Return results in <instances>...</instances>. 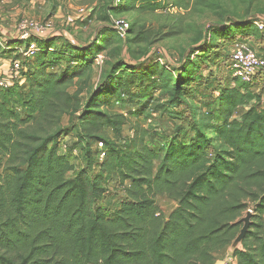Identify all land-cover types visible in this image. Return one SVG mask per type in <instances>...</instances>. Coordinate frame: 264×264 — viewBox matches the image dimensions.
Listing matches in <instances>:
<instances>
[{
  "label": "trees",
  "instance_id": "trees-1",
  "mask_svg": "<svg viewBox=\"0 0 264 264\" xmlns=\"http://www.w3.org/2000/svg\"><path fill=\"white\" fill-rule=\"evenodd\" d=\"M143 3L151 10L160 6L156 0ZM130 8L114 3L106 17ZM249 28L214 27L205 44ZM109 31L122 38L113 27ZM61 37L36 39L34 58L13 57L26 68L23 81L0 88V264H215L214 252L233 244L241 214L251 205L261 219L251 221L233 257L235 264H264V100L252 91L259 80L237 79L241 87L220 89L214 107L193 119L187 139L176 135L162 149L151 144V128L138 121L126 138L124 127L132 121L111 108L118 98L133 96L126 66H116L86 100L80 91L70 92L75 78L92 76L105 48L68 38L58 46ZM50 57H65L70 66L61 69ZM191 57L170 69L157 60L137 73L143 85L172 81L169 99L158 109L175 110L193 97L184 94L196 69ZM74 114L76 138L87 154L83 168L60 147L62 119ZM99 142L106 153L102 161ZM105 181L123 193L114 208L101 204ZM159 197L176 202L167 217Z\"/></svg>",
  "mask_w": 264,
  "mask_h": 264
},
{
  "label": "rangeland",
  "instance_id": "rangeland-1",
  "mask_svg": "<svg viewBox=\"0 0 264 264\" xmlns=\"http://www.w3.org/2000/svg\"><path fill=\"white\" fill-rule=\"evenodd\" d=\"M176 1L156 0L160 6L151 10L144 6V0H120L115 5L125 4L131 8L118 15L111 14L109 20L106 17L107 9L114 5L115 0H0V36L6 41L1 40L0 56L13 59L18 56V52L7 47H12L15 43L21 48L28 43L25 41L23 45L19 40L20 27L26 20L51 22L64 36L59 38V43H56L58 46L63 45L67 38L83 46L98 45L101 42V47L105 48L101 53L103 61L95 62L90 78L87 74L75 78L69 88L70 92L78 90L82 100H86L116 66H126V69L135 72L126 73L133 96L118 98L111 108L129 115L132 122L123 130L126 138L132 133L133 123L138 121L151 128V144L165 149L176 135L187 139L200 112L214 107L213 102L220 89L241 87L229 66L234 43H247L264 54V31L251 23L252 19L264 22V0H191L184 5H177ZM113 19H122L134 25L129 39L137 37L139 33H142L143 38L131 43L128 37V40H123L116 33L110 32ZM231 23L237 26L248 25L249 31L235 29L228 36L215 37L213 44H205L215 33L214 27H225ZM190 57L194 59L196 69L190 74L191 81L184 94L193 97H188V104L175 110L173 107H167L166 111L158 109L157 105H166L172 81L161 79L160 82L143 85L137 73L149 69L161 58L165 65L176 68L181 60ZM53 59L58 61L61 69L70 66L65 57H50L48 62L54 61ZM252 91L261 94L264 100V70ZM140 111H143L141 115L138 114ZM77 117L78 114L63 117L61 141L68 147L70 161L77 168H83L87 166V154L76 138L79 131ZM65 135L67 137L63 138ZM121 143L126 145L125 141ZM61 151L64 149L61 148ZM98 170V167H94L91 173L96 174ZM103 184L108 191L101 204L108 209L114 208L123 193L113 183L107 184L105 181ZM157 204L166 217L176 207V202L166 197H159ZM248 211L253 213L252 224L261 219L256 216L255 208L251 205L241 214V227L244 225L241 220L247 216ZM236 248L242 249L243 243L235 247L231 244L215 251V264H235L233 251Z\"/></svg>",
  "mask_w": 264,
  "mask_h": 264
},
{
  "label": "built area",
  "instance_id": "built-area-1",
  "mask_svg": "<svg viewBox=\"0 0 264 264\" xmlns=\"http://www.w3.org/2000/svg\"><path fill=\"white\" fill-rule=\"evenodd\" d=\"M120 0H115V4H118ZM254 24L261 31H264V22L260 19L254 20ZM112 27L118 32V34L125 39L128 30L130 29V23L122 19H113ZM21 35L20 41L23 43L27 41L28 43L24 47H18L14 45L7 48L16 49V51L26 59L34 58L37 53H39V46L36 39H50L57 35H62V31L55 29L54 25L51 22H40L36 20H26L22 23L20 27ZM1 40L5 41L3 36H0ZM15 46V47H14ZM103 61L102 54H99L96 58L97 63ZM160 62L163 63L162 58ZM164 64V63H163ZM165 65V64H164ZM170 69L169 65H165ZM230 70L235 78L245 84H254L259 80L261 72L264 70V55L255 50L251 45L243 42L237 41L233 44L232 51L230 54L229 61ZM11 75H1L0 74V88H9L15 85L17 82L23 81V71L26 70L23 63L19 59H11L9 66ZM60 147L63 153L68 152L67 145L63 144L61 141ZM98 150V160L102 161L105 158V149L103 143L99 142L96 146ZM68 154V153H67Z\"/></svg>",
  "mask_w": 264,
  "mask_h": 264
},
{
  "label": "water",
  "instance_id": "water-1",
  "mask_svg": "<svg viewBox=\"0 0 264 264\" xmlns=\"http://www.w3.org/2000/svg\"><path fill=\"white\" fill-rule=\"evenodd\" d=\"M251 216H252V212L248 211L247 216L241 220V222H243L244 225L240 231V234L237 236V238L235 239V241L233 243L234 247L237 246L239 243H241L244 240V238H245V236H246V234L250 228V225H251Z\"/></svg>",
  "mask_w": 264,
  "mask_h": 264
},
{
  "label": "crops",
  "instance_id": "crops-1",
  "mask_svg": "<svg viewBox=\"0 0 264 264\" xmlns=\"http://www.w3.org/2000/svg\"><path fill=\"white\" fill-rule=\"evenodd\" d=\"M10 63H11V58L8 57V58H5V57H2L0 56V74L1 75H11V72L9 70V66H10ZM67 136L65 135L63 138H66Z\"/></svg>",
  "mask_w": 264,
  "mask_h": 264
}]
</instances>
